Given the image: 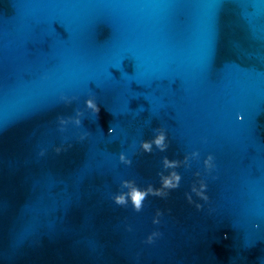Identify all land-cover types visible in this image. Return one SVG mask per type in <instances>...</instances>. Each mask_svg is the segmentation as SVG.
I'll return each instance as SVG.
<instances>
[{"label": "water", "instance_id": "obj_1", "mask_svg": "<svg viewBox=\"0 0 264 264\" xmlns=\"http://www.w3.org/2000/svg\"><path fill=\"white\" fill-rule=\"evenodd\" d=\"M0 264H264V0H0Z\"/></svg>", "mask_w": 264, "mask_h": 264}, {"label": "clouds", "instance_id": "obj_2", "mask_svg": "<svg viewBox=\"0 0 264 264\" xmlns=\"http://www.w3.org/2000/svg\"><path fill=\"white\" fill-rule=\"evenodd\" d=\"M70 101H66V103H69ZM83 107L86 111H88L92 116H99L100 113V107L98 106V104L96 103L95 99L93 97H89L87 99H85L83 101ZM83 113L79 110L75 111L74 114V118H71L70 122L72 124H74L77 127L81 126V117H82ZM60 125H64L65 123L69 122L66 121L64 119H60L59 121ZM114 133V128L111 126H108L107 128V135L111 136ZM81 139H83V137H81ZM164 134L161 133L160 135L156 136L154 140L151 141V143H144L141 145V147L145 150V151H149L151 149L152 144H155L160 151H164ZM57 151H59V149H57ZM43 153H41L42 155ZM195 155V153L193 154ZM120 161H124V156L121 155L119 157ZM213 157L211 155L207 156V158L204 159L203 164H204V168L206 170H210L213 167ZM177 179H179L177 177ZM205 191V186L202 185L200 188V194H201V198L203 200H207V197L203 195V192ZM197 208H199V205H197Z\"/></svg>", "mask_w": 264, "mask_h": 264}]
</instances>
